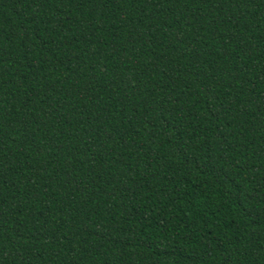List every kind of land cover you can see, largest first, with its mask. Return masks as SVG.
Returning <instances> with one entry per match:
<instances>
[{
	"label": "trees",
	"instance_id": "1",
	"mask_svg": "<svg viewBox=\"0 0 264 264\" xmlns=\"http://www.w3.org/2000/svg\"><path fill=\"white\" fill-rule=\"evenodd\" d=\"M0 264H264V0H0Z\"/></svg>",
	"mask_w": 264,
	"mask_h": 264
}]
</instances>
